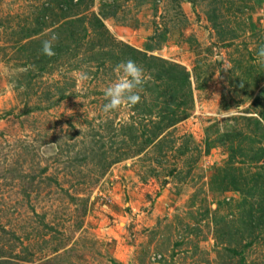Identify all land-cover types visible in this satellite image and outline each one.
Masks as SVG:
<instances>
[{
  "label": "rangeland",
  "instance_id": "obj_1",
  "mask_svg": "<svg viewBox=\"0 0 264 264\" xmlns=\"http://www.w3.org/2000/svg\"><path fill=\"white\" fill-rule=\"evenodd\" d=\"M261 46L264 0H0V264H264Z\"/></svg>",
  "mask_w": 264,
  "mask_h": 264
},
{
  "label": "clouds",
  "instance_id": "obj_2",
  "mask_svg": "<svg viewBox=\"0 0 264 264\" xmlns=\"http://www.w3.org/2000/svg\"><path fill=\"white\" fill-rule=\"evenodd\" d=\"M57 40L58 35L51 33L47 39L42 40L40 53L49 57L53 56L55 54L54 43ZM256 63L264 66V46L256 52ZM113 71L115 80L103 90L106 103L102 106L101 112L104 114L116 112L122 107L134 106L140 102L139 91L148 80L144 69L132 59L119 62ZM76 78L83 82L89 79V75L87 72H80ZM227 115L226 112L225 117Z\"/></svg>",
  "mask_w": 264,
  "mask_h": 264
},
{
  "label": "trees",
  "instance_id": "obj_3",
  "mask_svg": "<svg viewBox=\"0 0 264 264\" xmlns=\"http://www.w3.org/2000/svg\"><path fill=\"white\" fill-rule=\"evenodd\" d=\"M183 71L181 70L180 72H177V71H173V70H171V74H170V78H172L171 80H173V77L175 76V75H177L176 76V78H179V76H180V78L183 80V79H185V76H183ZM170 80V79H169ZM174 83V82H173ZM175 84V88L176 87H178L180 84H181V82H178V83H174ZM176 99L177 98H172V99H170L171 100V102L172 101H176ZM171 112H172V110H171ZM172 114H174V111H173V113ZM166 115H169V114H166ZM173 118H169V120H171V122L173 121L172 120Z\"/></svg>",
  "mask_w": 264,
  "mask_h": 264
}]
</instances>
